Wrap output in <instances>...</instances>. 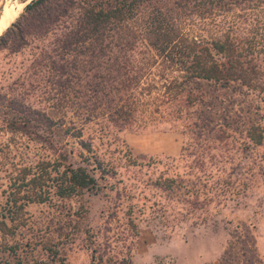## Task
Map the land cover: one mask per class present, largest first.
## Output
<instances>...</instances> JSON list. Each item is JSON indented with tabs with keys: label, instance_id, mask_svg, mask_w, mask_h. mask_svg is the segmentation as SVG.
Listing matches in <instances>:
<instances>
[{
	"label": "rangeland",
	"instance_id": "1",
	"mask_svg": "<svg viewBox=\"0 0 264 264\" xmlns=\"http://www.w3.org/2000/svg\"><path fill=\"white\" fill-rule=\"evenodd\" d=\"M6 1L19 11L7 30L15 23L25 30L20 47L0 46V212L8 174L48 155L34 135L10 133L8 124L27 117L39 130L45 123L39 113L64 118L67 125L73 120L62 88L68 79L57 71L64 56L62 31L70 22L40 33L22 17L33 0ZM236 13L246 15L245 29L260 25L264 34V9ZM202 26L187 23L182 31L195 37ZM208 34L209 28L201 36ZM263 84L261 76L253 87L194 80L185 91L196 103H174L171 110L161 105L162 91L155 90L142 95L148 102L143 127L75 121L98 154L117 163L118 176L99 195L27 205L17 235L0 239V245L22 246L16 256H3L11 264L45 259L42 246L53 241L69 264H264ZM169 110L182 119L168 117ZM70 141L77 153L79 146ZM130 153L138 166L126 160ZM168 179L180 186L159 189L157 181Z\"/></svg>",
	"mask_w": 264,
	"mask_h": 264
},
{
	"label": "trees",
	"instance_id": "2",
	"mask_svg": "<svg viewBox=\"0 0 264 264\" xmlns=\"http://www.w3.org/2000/svg\"><path fill=\"white\" fill-rule=\"evenodd\" d=\"M257 9H264V0H33L27 5L22 17L28 16L37 32L47 33L65 25L66 20L70 22L62 31L64 56L57 71L68 79L62 88L68 92L73 120L67 125L64 118L39 113L45 122L39 129L42 133L27 117L8 124L10 133L34 135L48 155L8 174V190L3 191L5 203L0 212V239L8 241V237L17 235L29 204L95 196L112 187L108 188V182L118 176L117 163L103 159L93 143L84 139V130L75 121L102 128L107 122L109 127H143L148 102L142 101V95L160 89L161 105L171 110L174 103L187 107L196 103L185 91L194 80L223 84L240 81L248 87H253L260 76L264 80V71L260 70L261 60L264 62L263 26L245 29L242 24H246V15L236 13ZM200 22L203 30L197 36L189 37L182 31L187 23ZM23 27L13 24L0 38V46L14 42L20 47ZM207 28L208 39L201 36ZM221 29L220 36H212ZM155 77L160 79V86ZM82 84L86 91L80 89ZM170 110L168 117L182 119L180 112L174 116ZM70 139L79 146L77 153L70 148ZM252 139L261 142V138ZM126 160L138 166L139 159L131 153ZM157 185L168 191L180 186L173 179L159 180ZM21 246L1 244L0 264H11L3 255L16 256ZM42 250L45 259L31 263L18 259L15 264H69L57 243H46Z\"/></svg>",
	"mask_w": 264,
	"mask_h": 264
},
{
	"label": "bare ground",
	"instance_id": "3",
	"mask_svg": "<svg viewBox=\"0 0 264 264\" xmlns=\"http://www.w3.org/2000/svg\"><path fill=\"white\" fill-rule=\"evenodd\" d=\"M0 18V36L7 30V28L14 22L18 15V9L11 7L7 1L4 2ZM20 15V14H19Z\"/></svg>",
	"mask_w": 264,
	"mask_h": 264
},
{
	"label": "water",
	"instance_id": "4",
	"mask_svg": "<svg viewBox=\"0 0 264 264\" xmlns=\"http://www.w3.org/2000/svg\"><path fill=\"white\" fill-rule=\"evenodd\" d=\"M6 0H0V18H1V12H2V7H3V5H4V2H5Z\"/></svg>",
	"mask_w": 264,
	"mask_h": 264
}]
</instances>
